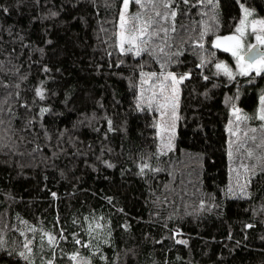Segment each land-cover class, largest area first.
<instances>
[{"label":"trees","instance_id":"1","mask_svg":"<svg viewBox=\"0 0 264 264\" xmlns=\"http://www.w3.org/2000/svg\"><path fill=\"white\" fill-rule=\"evenodd\" d=\"M123 2L0 0V264H264V70L211 44L264 0H128L121 51Z\"/></svg>","mask_w":264,"mask_h":264},{"label":"rangeland","instance_id":"2","mask_svg":"<svg viewBox=\"0 0 264 264\" xmlns=\"http://www.w3.org/2000/svg\"><path fill=\"white\" fill-rule=\"evenodd\" d=\"M127 14L128 6L127 8H125L123 2L119 20L118 38L121 44V33L123 32L125 35L124 46H134L138 44L140 38L144 34V30L143 26H141L139 22L135 23L134 25V21L132 22ZM259 21H264V17L256 16L250 9L242 7L241 18L235 28V31L227 35L216 36L212 39L211 44L213 47L228 52L232 57V62L230 63H227L225 61L217 62L215 65L217 71L232 77L235 75L245 74L244 69H247V73H258L256 71V67H261V71L264 70L261 59H257L255 61V66L251 68H249V61L245 59V54L248 52V48L251 45H258L262 52H264V45H260L256 39L257 35L264 37V24L258 23ZM122 23L123 27H121ZM253 27H255V32L253 31ZM237 29H242V31L238 32ZM233 36L237 37L241 45V47L238 49L235 47L236 41L224 39L225 37ZM129 40H131L132 43H129ZM217 43L220 44V47L216 46ZM226 49H233L235 51H238L240 56H242L244 59L242 61H239L237 56H234L232 54V51ZM218 64L226 66L227 69L231 72V75H229L224 70V68H217ZM176 80H178L179 82L181 81V79L177 78ZM178 84L179 83H176V81L173 80L170 89L168 91L165 90V92H167V94L164 95L165 101L162 102L161 113L156 120L158 135L157 146L160 151H169L175 145ZM238 94L240 95L239 91ZM237 96L238 95L234 94V96L231 98L229 102V109L231 112L237 114L236 117H239L241 114L238 112ZM262 121L264 123V120Z\"/></svg>","mask_w":264,"mask_h":264},{"label":"snow or ice","instance_id":"3","mask_svg":"<svg viewBox=\"0 0 264 264\" xmlns=\"http://www.w3.org/2000/svg\"><path fill=\"white\" fill-rule=\"evenodd\" d=\"M127 6H128V0H124V7L127 8ZM166 7H167V5H166ZM246 14H247V13H246ZM172 16H175V13H174V12L172 13ZM165 19H167V17H165ZM258 23L264 24V21H259ZM121 27H123V23L121 24ZM237 31H238V32H241L242 29H237ZM253 31L255 32V27H253ZM224 39H225V40H233V41H236V45H235V47H236L237 49L241 47V45H240V43H239V40H238L237 37H235V36H233V37H225ZM256 39H257V41H258V43H259L260 45H264V37H262V36H260V35H257V36H256ZM124 40H125V35H124V33L122 32V33H121V44H120V50H121V51H124ZM128 42H129V43H132L131 40H129ZM216 46H217V47H220V44L217 43ZM256 48H257L256 45H251V46H249V48H248V52L251 54L250 61H249V68L255 66V61H256L257 59H261L262 66H264V52H262V51H258V50H257V51H254ZM128 50L131 51L132 49L129 48ZM226 50L232 51V54H233L234 56H237V58H238L239 61H242V60L244 59L242 56H240V54H239L238 51H235V50H233V49H226ZM136 54L139 55V54H140L139 51H138ZM217 68H224V70H225L229 75H231V72L227 69L226 66H224V65H219V64H218V65H217ZM242 68H243V65H242ZM256 71L259 73V72L261 71V67H256ZM244 72H245V74H247V69H244ZM183 78H184V77H181V79H183ZM171 79L174 80V81H176V83H179V81L176 80L175 76H171ZM41 95H42V93H41ZM262 100H264V98H262ZM261 113H262V114H261V116H260V119L264 120V108L261 109Z\"/></svg>","mask_w":264,"mask_h":264},{"label":"water","instance_id":"4","mask_svg":"<svg viewBox=\"0 0 264 264\" xmlns=\"http://www.w3.org/2000/svg\"><path fill=\"white\" fill-rule=\"evenodd\" d=\"M256 46H257V48H256L254 51H257V50H258V51H262L258 45H256ZM250 57H251V54H250L249 52H247V53L245 54V59H246L247 61H250Z\"/></svg>","mask_w":264,"mask_h":264}]
</instances>
